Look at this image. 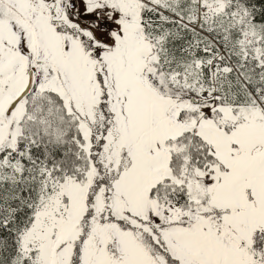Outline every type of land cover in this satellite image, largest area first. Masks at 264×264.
Listing matches in <instances>:
<instances>
[{"label": "snow or ice", "instance_id": "obj_1", "mask_svg": "<svg viewBox=\"0 0 264 264\" xmlns=\"http://www.w3.org/2000/svg\"><path fill=\"white\" fill-rule=\"evenodd\" d=\"M0 264H264V0H0Z\"/></svg>", "mask_w": 264, "mask_h": 264}]
</instances>
